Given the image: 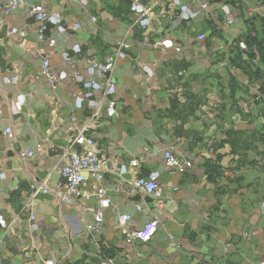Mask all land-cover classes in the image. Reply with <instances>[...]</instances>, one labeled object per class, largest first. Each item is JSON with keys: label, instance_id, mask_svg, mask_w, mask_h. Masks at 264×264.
I'll use <instances>...</instances> for the list:
<instances>
[{"label": "crops", "instance_id": "obj_1", "mask_svg": "<svg viewBox=\"0 0 264 264\" xmlns=\"http://www.w3.org/2000/svg\"><path fill=\"white\" fill-rule=\"evenodd\" d=\"M178 1L141 0L151 11L147 27L132 0H24L11 15L0 14V264H264V171L238 169L228 146L216 151L225 130L264 125V80L236 59L237 45L263 32L264 5ZM33 6L59 17L65 32L49 25L40 39ZM181 7L196 16L185 20ZM14 29L25 37L11 35ZM68 52L72 64L63 59ZM108 58L115 61L116 113L91 134L106 175L101 185L86 177L87 190L103 187L111 205L103 210L102 235H95L97 200L67 205L37 191L61 183L58 167L90 116L88 107L75 106L83 90L76 75L88 78L91 64ZM46 60L68 79L51 85L42 75ZM257 67L264 71L260 60ZM170 149L180 159L175 171L166 164ZM29 152L34 156L22 159ZM209 164L221 166L216 180ZM152 173L159 174V198L134 187ZM152 222L158 231L149 243L126 244Z\"/></svg>", "mask_w": 264, "mask_h": 264}, {"label": "built area", "instance_id": "obj_2", "mask_svg": "<svg viewBox=\"0 0 264 264\" xmlns=\"http://www.w3.org/2000/svg\"><path fill=\"white\" fill-rule=\"evenodd\" d=\"M81 3H88L90 0H76ZM178 4L179 1L175 0ZM133 11L142 17V26L147 27L151 24L150 9L142 6L141 0H132ZM24 0H1L0 1V14L9 16L14 13L22 4ZM181 15L185 20H192L196 14L193 11L188 10L186 7H181ZM209 10V5L204 3L201 11L206 12ZM227 15V25L230 26L234 23V18L228 7L224 8ZM30 16L33 17L40 25V39H44L45 33L48 31L49 25L57 27L60 33L65 32L64 27L61 24L59 17H50L42 6H33L30 10ZM96 22V19H93ZM74 29H77L75 27ZM11 35L20 34L25 37V34L17 29L10 32ZM206 35H200L199 41H206ZM55 42L51 41L50 46H54ZM240 49L247 50L245 43L239 44ZM122 49L127 50L128 45L122 44ZM178 52L181 49H177ZM72 52L75 55L81 53V48L74 46ZM120 56L124 54L119 53ZM63 59L65 62L73 63L72 54L64 53ZM106 64L93 62L88 69V78L76 75L77 81L82 85L83 90L79 91L75 96V106L78 110L87 108L90 109V116L85 121L83 128L79 130V135L75 139L74 145H71L66 151L65 164L58 167V172L61 177V183L55 190L50 189L44 185H40L38 192L44 195H52L60 203L72 204L83 201L88 204L91 200H97L100 206L99 209L93 210L94 224L91 227V231L95 235H102L104 231V213L103 210L109 209L111 202L107 197V192L103 187L95 191L87 190V177L89 174L96 179V183L101 185L105 180L106 170L103 168L99 149L96 141L92 138L93 131L100 127V121L106 116L112 117L116 113V86L113 83L110 74L114 70V59H106ZM42 75L48 79L51 85H56L60 82H64L68 79L66 73H56L52 71L50 62L45 61L42 67ZM86 90V92H85ZM99 91L102 96L95 97L94 91ZM248 113V111H246ZM7 134H11V130H7ZM34 154L32 152L24 153L22 159L32 158ZM166 164L170 170H176L181 167L180 159L176 156L173 149L166 151ZM137 165V163H134ZM125 168L122 169V173H125ZM159 174L152 173L146 177L137 179L134 182V187L144 195L148 197L159 198L161 191L158 187ZM88 211V209H85ZM264 214V208H263ZM34 220V217H31ZM0 225L5 227L4 221L0 217ZM158 223H149L145 229L141 232H135L128 235L126 244L133 245L135 243H149L153 237L157 234ZM103 264H114L113 260H106Z\"/></svg>", "mask_w": 264, "mask_h": 264}, {"label": "trees", "instance_id": "obj_3", "mask_svg": "<svg viewBox=\"0 0 264 264\" xmlns=\"http://www.w3.org/2000/svg\"><path fill=\"white\" fill-rule=\"evenodd\" d=\"M236 1L239 0H228V3H234ZM257 1L264 5V0ZM244 43L247 46L246 51L239 49V45H237V50L241 52L237 54V61L240 64H245V71L248 74H251L255 79L264 80V71H261L255 63L256 60H260L264 63V29L261 34H258L255 37H247ZM245 56L247 57V61H243V57ZM250 115V112H245V116L251 119ZM223 134L225 139L217 146L216 151L223 150L228 146L230 148V156L238 158V169L258 165L260 169L264 171V155L257 153L258 146L264 147V125L253 131H237L236 129L231 128L225 130ZM250 152L253 154L256 153L257 156H261L262 160L260 162L253 161L249 157ZM208 174L212 176L211 180H216V178L220 177L221 166L209 164Z\"/></svg>", "mask_w": 264, "mask_h": 264}, {"label": "rangeland", "instance_id": "obj_4", "mask_svg": "<svg viewBox=\"0 0 264 264\" xmlns=\"http://www.w3.org/2000/svg\"><path fill=\"white\" fill-rule=\"evenodd\" d=\"M256 65H258L259 64V61L258 60H256ZM213 106V109L215 110V111H219V105H217V103H214V105H212ZM246 111H248V112H250V108L248 107L247 108V110ZM202 114V113H201ZM200 115V114H199ZM201 117H202V120H204V118L207 116L206 114H205V112H204V114H202V115H200ZM196 120H197V118H196ZM175 171V170H174Z\"/></svg>", "mask_w": 264, "mask_h": 264}]
</instances>
